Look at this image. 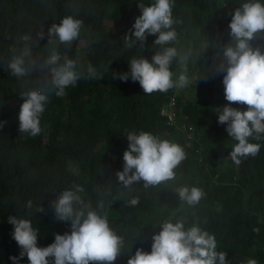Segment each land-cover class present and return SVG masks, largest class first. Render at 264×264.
Returning a JSON list of instances; mask_svg holds the SVG:
<instances>
[{"label":"trees","instance_id":"1","mask_svg":"<svg viewBox=\"0 0 264 264\" xmlns=\"http://www.w3.org/2000/svg\"><path fill=\"white\" fill-rule=\"evenodd\" d=\"M245 2L175 0L173 17L181 21L175 25L176 46L187 32L182 30L195 31L197 41L193 91L182 96L175 88L145 94L130 77L126 82L113 78V73L129 71L132 58L151 60L159 50L153 35L147 37L144 48L139 44L125 47L126 33L141 14L139 0H0V121L4 122L0 127V264H13L10 257L20 253L12 239L10 215L32 221L39 230L40 247L51 244L55 234L70 232V223L57 221L50 204L73 185L85 189L81 195L93 208L103 206L110 227L124 239V250L114 264H127L138 248L150 252L153 234L169 216L185 217L186 226L197 223L214 235L216 250L227 253L228 264H247L249 259L264 264V138L250 140L260 144L256 156L242 157L239 165L231 160L229 154L237 141L228 136L226 125L217 122L218 108L229 103L224 98L223 73L211 70L217 42L230 40L231 13ZM74 11L83 21L81 35L70 48L60 45V50L78 64L91 63L103 78H82L66 89L65 96H50L40 120L41 133L35 137L20 133L18 113L23 98L18 94L26 90L22 88L25 79L32 86L38 74L13 77L7 68L10 50L23 46L22 35L35 37L43 27L45 38L33 48V55H46L48 27ZM177 67L174 62L171 70ZM171 97L174 119L170 123L160 109ZM140 131L183 147L186 159L175 169V179L204 191L199 204L190 207L178 194V201H170L177 190L173 180L147 189L142 181L130 189L118 181L116 173L123 170L128 147L126 135ZM135 196L139 204L129 205ZM28 201L32 208L27 207ZM39 205L43 212H37ZM20 264H28L26 256Z\"/></svg>","mask_w":264,"mask_h":264},{"label":"clouds","instance_id":"2","mask_svg":"<svg viewBox=\"0 0 264 264\" xmlns=\"http://www.w3.org/2000/svg\"><path fill=\"white\" fill-rule=\"evenodd\" d=\"M175 0H152L145 4L139 0L140 15L135 18L132 29L126 33L125 47L131 49L144 44L149 35L155 36L154 45L159 50L151 60L134 57L128 63V72L116 74L113 78L139 82L145 94L167 92L170 89H184L190 84L189 64L195 63L192 49L178 48V32L174 19ZM230 40L217 42L218 51L213 57L216 73H223L224 98L229 103L218 108V123L226 125L225 131L237 141L230 151L231 160L239 165L242 157L256 156L260 144L250 142L264 138V2L247 0L234 8L228 24ZM83 29V21L77 13L53 22L47 29L46 55L34 56L33 48L39 47V40L45 38L43 27L35 34H24L19 40L22 47L11 49L7 68L17 79L32 78L36 82L22 85L18 95L23 98L18 113L19 132L30 136L41 133V116L50 96L63 97L66 89L75 87L82 78L102 79L103 76L91 64H78L69 58L67 51L61 52L60 45L70 48ZM179 67L178 78L173 79V63ZM232 103L246 105L245 110L231 106ZM4 124L0 121V127ZM128 147L123 153V170L116 173L118 181L125 187L143 182L145 189L156 187L176 178L175 169L186 159L181 145L162 139L147 131L129 132ZM85 189L73 185L56 195L50 206L57 221L70 223V232L55 234L54 241L38 246V228L30 219L10 215L8 223L13 226L12 239L17 243L19 256L10 257L13 264H20L27 257L28 264H114L124 250V239L110 227L103 206L93 208L90 201L82 197ZM180 201L194 207L204 197V191L196 186H182L177 190ZM129 205L139 204V196L128 201ZM28 208L33 207L28 201ZM38 206L37 212H43ZM187 225V219L169 216L153 234L150 252L137 249L127 264H228L227 253L217 251L214 235L203 230L197 223ZM258 231V229H256ZM51 258V259H50ZM247 264H258L249 259Z\"/></svg>","mask_w":264,"mask_h":264},{"label":"rangeland","instance_id":"3","mask_svg":"<svg viewBox=\"0 0 264 264\" xmlns=\"http://www.w3.org/2000/svg\"><path fill=\"white\" fill-rule=\"evenodd\" d=\"M182 31H187V32H186L185 35L184 34L181 35V37H180V42L181 43H180L179 47L182 48V49H192V51L196 54V45L194 43H196L197 41L194 42V37H193V34L195 35V33H194L195 31H193V30H182ZM190 36H192V38ZM195 37H196V35H195ZM183 42H186L187 44L186 43H183ZM188 42H189V44H188ZM195 58H196V56H195ZM173 72H174V79L178 78V75H179V67H177L175 70H173ZM189 77H190V81L191 82H190V84H189V86L187 88H184V89H177V88H175V91L178 92V93H180L182 96H188L193 91L190 88H192V86L194 87V83H195V78H196L195 63H190L189 64ZM226 143L227 144H230L231 141L228 140ZM226 149H227V147L224 146V148H222V151L225 152ZM92 163L93 164H96V161H93ZM172 185L173 186L175 185L176 189H178L179 187H182V186H187L186 182H181L178 179H174L172 181ZM176 197H177V191H176V194L175 193L173 194V197H172V199L170 201H175V202L178 201V200H176L177 199ZM173 207L176 209L175 206H173ZM176 210L172 211V213H175Z\"/></svg>","mask_w":264,"mask_h":264},{"label":"built area","instance_id":"4","mask_svg":"<svg viewBox=\"0 0 264 264\" xmlns=\"http://www.w3.org/2000/svg\"><path fill=\"white\" fill-rule=\"evenodd\" d=\"M173 102H174V97H171V100L169 103H167V106L164 105V107L160 109V114L166 115L170 123L173 122L174 119V112L171 110V105H173Z\"/></svg>","mask_w":264,"mask_h":264},{"label":"bare ground","instance_id":"5","mask_svg":"<svg viewBox=\"0 0 264 264\" xmlns=\"http://www.w3.org/2000/svg\"><path fill=\"white\" fill-rule=\"evenodd\" d=\"M169 103V102H168Z\"/></svg>","mask_w":264,"mask_h":264}]
</instances>
